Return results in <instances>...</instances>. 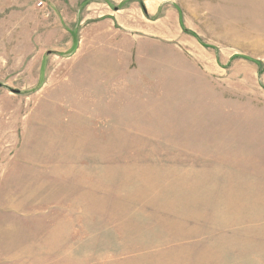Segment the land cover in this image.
Segmentation results:
<instances>
[{
  "label": "rangeland",
  "instance_id": "374dc122",
  "mask_svg": "<svg viewBox=\"0 0 264 264\" xmlns=\"http://www.w3.org/2000/svg\"><path fill=\"white\" fill-rule=\"evenodd\" d=\"M0 84V264H264V0H0Z\"/></svg>",
  "mask_w": 264,
  "mask_h": 264
},
{
  "label": "crops",
  "instance_id": "0c3cea01",
  "mask_svg": "<svg viewBox=\"0 0 264 264\" xmlns=\"http://www.w3.org/2000/svg\"><path fill=\"white\" fill-rule=\"evenodd\" d=\"M42 33H44V32H42ZM42 33L39 32V27H36L34 29V33L33 34H34V42H35V45H36L34 48H35L37 53H38V51L40 49L39 46H43L41 49L45 51V48H44L45 42H43V40H41V39H43V37H42L43 34ZM82 39L85 40V35L82 36ZM46 47H48L47 42H46ZM48 54H49V52H48ZM40 81H41V79H40Z\"/></svg>",
  "mask_w": 264,
  "mask_h": 264
},
{
  "label": "built area",
  "instance_id": "2783aa9c",
  "mask_svg": "<svg viewBox=\"0 0 264 264\" xmlns=\"http://www.w3.org/2000/svg\"><path fill=\"white\" fill-rule=\"evenodd\" d=\"M38 6H39L40 8H45V3L41 1V2L38 4Z\"/></svg>",
  "mask_w": 264,
  "mask_h": 264
},
{
  "label": "water",
  "instance_id": "95a60500",
  "mask_svg": "<svg viewBox=\"0 0 264 264\" xmlns=\"http://www.w3.org/2000/svg\"><path fill=\"white\" fill-rule=\"evenodd\" d=\"M0 86H1V84H0Z\"/></svg>",
  "mask_w": 264,
  "mask_h": 264
}]
</instances>
